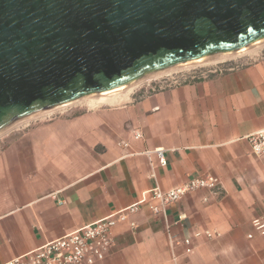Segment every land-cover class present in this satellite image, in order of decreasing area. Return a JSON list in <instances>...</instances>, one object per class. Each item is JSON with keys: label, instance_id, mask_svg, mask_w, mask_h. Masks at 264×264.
I'll use <instances>...</instances> for the list:
<instances>
[{"label": "crops", "instance_id": "obj_1", "mask_svg": "<svg viewBox=\"0 0 264 264\" xmlns=\"http://www.w3.org/2000/svg\"><path fill=\"white\" fill-rule=\"evenodd\" d=\"M126 99L3 137L0 264L137 203L155 184L168 190L206 173L218 177L214 189L187 193L165 216L141 205L117 223L95 264H264V232L252 223L264 217V155L244 138L264 129V56L156 92L142 85ZM168 231L190 237L191 251L172 247Z\"/></svg>", "mask_w": 264, "mask_h": 264}, {"label": "water", "instance_id": "obj_2", "mask_svg": "<svg viewBox=\"0 0 264 264\" xmlns=\"http://www.w3.org/2000/svg\"><path fill=\"white\" fill-rule=\"evenodd\" d=\"M264 39V0H0V132Z\"/></svg>", "mask_w": 264, "mask_h": 264}, {"label": "built area", "instance_id": "obj_3", "mask_svg": "<svg viewBox=\"0 0 264 264\" xmlns=\"http://www.w3.org/2000/svg\"><path fill=\"white\" fill-rule=\"evenodd\" d=\"M194 71L175 73L167 76L158 83H149V90L156 92L165 88L180 85L194 77ZM140 133H135V137H140ZM252 154L256 156L264 155V129L257 130L244 137ZM155 154L161 166L166 165L163 157V150L156 149ZM219 184L217 176L211 173L192 177L184 183L168 190H163L158 184L142 193L137 203L110 213L90 224L84 225L72 232L66 233L54 240L47 241L39 247L19 255L1 264H95L109 253L112 245V228L119 222L125 221L129 215L139 211L141 205H147L154 215L166 214V208L178 201L187 193L197 190H211ZM181 214L179 220L184 218ZM177 221L173 222L175 224ZM254 227L264 232V217L256 218L252 221ZM133 226V223H131ZM169 227V226H168ZM200 233L195 232L193 236ZM208 238L214 237L218 233L215 231H205ZM169 242L175 245H184L185 252L191 251V238L175 239L168 231Z\"/></svg>", "mask_w": 264, "mask_h": 264}, {"label": "bare ground", "instance_id": "obj_4", "mask_svg": "<svg viewBox=\"0 0 264 264\" xmlns=\"http://www.w3.org/2000/svg\"><path fill=\"white\" fill-rule=\"evenodd\" d=\"M264 45V39L256 42V43H253L252 45H249L247 47H245L244 49H241L237 52H234V53H224V54H221V55H218V56H214V57H210V58H205V59H201V60H197V61H193V62H188V63H179V64H176V65H173V66H170V67H167V68H164L162 70H159V71H156V72H153V73H150L138 80H135V81H132L130 83H127V84H124V85H121L119 87H116V88H113V89H110L108 91H104V92H96V93H90V94H85L81 97H78L74 100H71L65 104H61V105H58V106H55L51 109H48V110H45V111H42L38 114H34V115H29V116H26L24 118H21L13 123H11L10 125H8L6 128L2 129L0 134H2L3 132H5L6 130L8 129H11V127L13 126H17V124L25 121V120H30V118L32 119V117H36L37 115H42V114H46V113H50L56 109H59V108H62V107H66L67 105H70L72 103H75V102H79V101H85L86 104L88 106H98L102 103H109V104H114V103H118L124 99H126L128 97V94L134 89V87L136 85H139L141 83H143L144 81L146 80H149V79H152V78H155L159 75H162L164 73H168L169 71H172L174 69H180V68H183V67H189L191 65H198V64H204V63H213V62H219V61H223L227 58H230V57H234L236 55H240V54H243L247 51H253L254 49H257L259 46H263Z\"/></svg>", "mask_w": 264, "mask_h": 264}, {"label": "rangeland", "instance_id": "obj_5", "mask_svg": "<svg viewBox=\"0 0 264 264\" xmlns=\"http://www.w3.org/2000/svg\"><path fill=\"white\" fill-rule=\"evenodd\" d=\"M261 56H264V45L263 46H259L257 49H254L253 51H247L243 54H240V55H236L234 57H230V58H227L223 61H219V62H211V63H204V64H196V65H191L189 67H183V68H180V69H174L172 71H169L168 73H164L162 75H159L155 78H152V79H149V80H146L144 81L143 83L136 85L134 87V89L142 86V85H148L149 83H153V82H156L158 83L159 81L163 80L167 74H170V75H174L175 73H179V72H186V71H194V72H198V71H205V70H208V69H212V68H216L218 66H221V65H226L227 63H237V64H240V63H248V62H252L256 59H258L259 57ZM133 89V90H134ZM132 90V91H133ZM131 91V92H132ZM131 92L128 94V96L131 94ZM127 100V99H126ZM125 99L118 102V103H114V104H122L123 102L126 101ZM113 104V105H114ZM102 105H111L109 103H102L98 106H102ZM98 106H88L86 104L85 101H79V102H75V103H72L70 105H67L66 107H62V108H59V109H56L50 113H46V114H40V115H37L36 117H32V119L30 118V120H25L19 124H17V126H13L11 127V129H8L6 130L5 132H3L2 134H0V147L2 146L1 145V140L3 139V137H5V135H9L11 133H16L18 131H21L22 129L30 126L31 124H33L36 120L38 121L39 119H48L56 114H60L61 111L63 110H70V109H75V111H78V110H86V109H93V108H96ZM74 111V110H73Z\"/></svg>", "mask_w": 264, "mask_h": 264}]
</instances>
